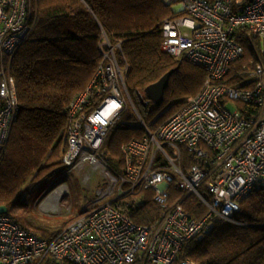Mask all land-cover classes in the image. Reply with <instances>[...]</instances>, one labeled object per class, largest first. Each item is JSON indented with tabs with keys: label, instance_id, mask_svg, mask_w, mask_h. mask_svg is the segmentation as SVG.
<instances>
[{
	"label": "built area",
	"instance_id": "2783aa9c",
	"mask_svg": "<svg viewBox=\"0 0 264 264\" xmlns=\"http://www.w3.org/2000/svg\"><path fill=\"white\" fill-rule=\"evenodd\" d=\"M162 1L175 15L160 25L161 48L204 70L202 89L150 132L127 92V64L117 57L120 43L112 45L104 37L101 63L66 112L70 124L64 156L72 171L89 166L105 176L97 190L101 200L51 239L1 214L0 264H195L179 259L182 244L207 234L216 220L237 224L240 202L256 185H264V0ZM31 18L29 0H0V155L18 108L10 60ZM238 29L247 32L255 55L248 88L222 83L244 54L235 36ZM237 103L247 108L240 110ZM128 109L145 135L122 146L123 173L113 176L100 151L109 129ZM184 149L191 157L187 166ZM171 184L184 196L193 195L204 213L194 218L182 203L169 206ZM148 190L164 212L152 223L137 224L129 212L143 201L138 194ZM54 193L60 200L67 185Z\"/></svg>",
	"mask_w": 264,
	"mask_h": 264
},
{
	"label": "trees",
	"instance_id": "16d2710c",
	"mask_svg": "<svg viewBox=\"0 0 264 264\" xmlns=\"http://www.w3.org/2000/svg\"><path fill=\"white\" fill-rule=\"evenodd\" d=\"M230 1L234 4L236 0ZM29 6L28 32L10 60L18 108L0 155V206L22 229L51 239L75 218L63 227H51L39 220L35 206L76 176L71 177L74 172L64 163L70 124L66 112L101 63L104 37L112 45L120 43L117 57L127 64V92L150 132L200 92L206 73L162 50L160 25L175 15L162 0H29ZM235 36L244 54L230 65L222 83L248 88L254 80L250 74L255 55L245 29H238ZM252 40L259 49L260 43ZM171 70L175 73L156 107L144 90ZM236 106L247 108L240 103ZM124 116L133 125L122 120ZM144 135L132 110L124 111L109 129L100 151L111 175L123 173L122 146ZM182 159L186 166L191 162L185 149ZM167 190L169 206L182 203L194 218L204 213L193 195L184 196L175 184ZM138 196L143 201L129 212L135 223L149 224L163 215L151 200V191H141ZM234 218L237 224L216 220L207 234L185 241L179 259L195 264H264L263 184L240 202Z\"/></svg>",
	"mask_w": 264,
	"mask_h": 264
},
{
	"label": "rangeland",
	"instance_id": "374dc122",
	"mask_svg": "<svg viewBox=\"0 0 264 264\" xmlns=\"http://www.w3.org/2000/svg\"><path fill=\"white\" fill-rule=\"evenodd\" d=\"M229 110H232V108H229ZM122 120L133 125V122L129 121L125 116ZM73 172L74 173L71 174V177L73 175L76 176H73L66 181L68 193L60 200L56 199L54 207L53 201L55 199L49 205H44V203L48 195L55 192V189L43 199H40L35 206L37 217L39 220L41 219L44 223H47L48 226L63 227L65 223L76 218L77 215H81L83 209L85 210L89 205L101 200L99 197L100 193L97 194V190L99 185L102 186V184L106 183L105 176L100 174L98 170L94 171L92 168H89V166L83 167L80 170H74ZM86 176H91L89 182H84Z\"/></svg>",
	"mask_w": 264,
	"mask_h": 264
},
{
	"label": "water",
	"instance_id": "95a60500",
	"mask_svg": "<svg viewBox=\"0 0 264 264\" xmlns=\"http://www.w3.org/2000/svg\"><path fill=\"white\" fill-rule=\"evenodd\" d=\"M175 73V70H171L164 74L157 82L148 86L144 92L148 101L154 104L156 107L159 106L164 97V92L168 87L170 77ZM7 209L4 206H0V215L6 214Z\"/></svg>",
	"mask_w": 264,
	"mask_h": 264
},
{
	"label": "bare ground",
	"instance_id": "6f19581e",
	"mask_svg": "<svg viewBox=\"0 0 264 264\" xmlns=\"http://www.w3.org/2000/svg\"><path fill=\"white\" fill-rule=\"evenodd\" d=\"M61 196H62V195H61ZM59 197H60V195H59ZM56 198H57V196L55 195L54 192L50 193V194L48 195V197H47V199H46L44 205H49V204H51L52 201L55 199V200L53 201V207H54V206H55V203H56Z\"/></svg>",
	"mask_w": 264,
	"mask_h": 264
}]
</instances>
